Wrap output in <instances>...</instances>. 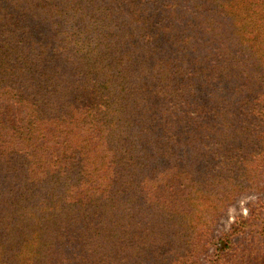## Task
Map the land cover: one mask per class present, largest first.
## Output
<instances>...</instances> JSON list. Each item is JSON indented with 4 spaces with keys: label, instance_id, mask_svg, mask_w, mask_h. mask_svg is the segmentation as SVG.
<instances>
[{
    "label": "trees",
    "instance_id": "1",
    "mask_svg": "<svg viewBox=\"0 0 264 264\" xmlns=\"http://www.w3.org/2000/svg\"><path fill=\"white\" fill-rule=\"evenodd\" d=\"M0 264H264V0H0Z\"/></svg>",
    "mask_w": 264,
    "mask_h": 264
},
{
    "label": "rangeland",
    "instance_id": "2",
    "mask_svg": "<svg viewBox=\"0 0 264 264\" xmlns=\"http://www.w3.org/2000/svg\"><path fill=\"white\" fill-rule=\"evenodd\" d=\"M254 198L255 197H248V198H244V199L240 200L235 206H233L230 209L228 214L221 221V223H220L221 226L226 229V228H228L229 223L233 222V220L235 219V216H237L240 213L246 215L248 213L247 204H248V202H250Z\"/></svg>",
    "mask_w": 264,
    "mask_h": 264
}]
</instances>
